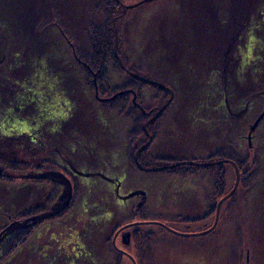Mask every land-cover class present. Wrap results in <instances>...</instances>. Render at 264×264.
<instances>
[{
	"label": "rangeland",
	"instance_id": "374dc122",
	"mask_svg": "<svg viewBox=\"0 0 264 264\" xmlns=\"http://www.w3.org/2000/svg\"><path fill=\"white\" fill-rule=\"evenodd\" d=\"M59 1L64 19L77 32L74 42L56 19L51 21L46 0H0V136H14L10 143H0V169L5 171L8 161H26L45 169L46 160L59 162L55 150L42 144L46 139L59 146L79 141L81 146L74 152L64 150L72 167L97 173L77 179L81 195L65 219L28 227L33 230L39 225L11 255L5 241L0 246V264H115L109 246L113 227L131 220L128 213L139 200L117 201L108 178L119 179L124 195L136 190L145 193L146 202L138 210L150 221L143 223L144 229L165 236V242L153 249L161 264H264V0H255L248 8L250 18L241 30L244 20L239 16L229 25L230 0H122L115 17L118 54L128 71L139 75L130 69L135 67L174 92L162 113L158 139L147 146L153 157L175 163L226 160L206 166L224 165L229 192L223 197L236 185V169L228 162L232 159L210 160L214 154L230 146L256 163L255 173L244 183L238 167L241 179L232 195H236L234 207L228 201L231 196L222 204L215 228L205 234L201 233L215 224L223 197L215 201L209 221H193L214 206L216 172L200 170L185 179L147 174L152 171H143L136 161L138 169L134 167L130 132L136 111L103 106L99 93L89 86L95 85V77L86 75L75 54L77 47L88 49L89 18H82L85 4L92 9L91 1L95 7L96 0ZM114 44L115 34L113 51ZM230 45L234 46L227 50ZM108 71L105 95L125 86L128 79L112 62ZM222 74L227 75V91ZM144 94L146 106L154 105V91L145 88ZM28 131L38 139L36 143L21 135ZM55 191L45 179L0 182V229L9 220L8 215L2 219L1 213L16 216L11 220H26L38 207L49 209ZM157 225L185 236L165 235ZM117 244L122 248L119 240Z\"/></svg>",
	"mask_w": 264,
	"mask_h": 264
},
{
	"label": "trees",
	"instance_id": "16d2710c",
	"mask_svg": "<svg viewBox=\"0 0 264 264\" xmlns=\"http://www.w3.org/2000/svg\"><path fill=\"white\" fill-rule=\"evenodd\" d=\"M46 1H47V4H46L47 13H49V17L51 21L56 19L61 29L64 31L66 36L71 40V38L75 36L74 33L76 34L77 32L74 29H72L74 26H71L64 19V16L62 13L63 7L62 5L61 6L59 5V2L61 4L63 2L59 0L56 2H53L52 0H50V2L49 0H46ZM238 1H239L238 2L239 4H235L233 1L230 0V2L233 3V12L235 13L232 12V17L229 19L230 21L229 25H231V21H235V17L239 16L242 18V20H244L242 21L243 24L239 27V29L241 30L242 28L245 27L246 25L245 22L246 21L248 22L250 18L249 16L251 13H249L250 11H248V8H250L254 4L253 2L255 0H238ZM91 2H92V9H89L90 8L88 7L89 5L87 6L85 4L84 16L82 18V19H84V17L85 19L89 18V21L87 23V33H88V36H87L88 47L87 48L88 49L81 50L80 48L77 47L75 54H77L78 58L82 60L80 65L84 67L85 69L84 71L86 75L93 77V78L96 76L99 96L105 98L103 101H101V103H103V106L108 105L113 108L115 107L114 108L115 110H121V111H125L129 109V112H132V113L136 111L135 112L136 114L134 113L135 115L134 126H133L132 131L130 132V138H131L130 141L131 143H133L132 159L134 161V167L137 168L135 164V160L133 158L134 153L137 151L139 147L145 144L146 141L148 140V136L144 130V125L146 121L150 119L157 112V110L166 103L170 94L167 91H165V89L159 86L148 84L124 72L122 68L120 67L119 63L117 62L116 57L114 55V51H113V42H114L113 19L120 14L121 6H120L119 1L118 0H96L95 7H93L94 1H91ZM241 3H243V5L240 6ZM48 9H50V11ZM239 17L238 19L241 20V18ZM227 22L228 21H226V23ZM223 24H225V21H223ZM238 33L235 34L236 36L235 38L238 37ZM71 41L74 42V38ZM233 46L232 45L228 46L229 49L227 50L232 49ZM254 60H252V62ZM111 62L120 71H123L127 75L128 79L126 80L125 86H123L122 88H116V90L112 91L111 94L105 95L106 89L104 88V86L109 78L108 64ZM253 68H254L253 66L250 67L251 70H253ZM130 69L139 75L145 76L144 74L140 73V70H138L135 67L130 68ZM221 76H222L221 78L223 81V87L225 91H227V86L225 85L227 84V80H226L227 75L225 76V74H222ZM148 77L151 78L152 76L148 75ZM89 86H91L94 89V91L97 92L96 85H94V83L89 84ZM145 88L152 89L155 93L154 97L151 98V100L154 101V105H152L151 107L146 106L143 100L145 96L144 94ZM134 94H137V98L135 100H134ZM107 98H110V99H107ZM134 101H136V103H138L142 107V109L138 108L139 106L135 105L136 103ZM162 115L159 117V119L151 123V125L149 126L150 133L153 136L152 143H154V141L158 137L160 127H161L160 121H161ZM32 134L33 133H31V131H28L21 135H24L27 138L29 137L32 138ZM3 136L4 137L0 136L1 137L0 143L2 142L3 144H6L8 139H11L14 137L13 135L5 136L4 134ZM8 143L10 142L8 141ZM149 149H150V146L147 147L144 151H142V153L139 155V161L142 164V166L160 167V166L169 165L171 163H175V162H168L167 160H164L161 158L153 157L149 153ZM225 158L232 159L237 164V166L240 168L242 172L241 180L243 183L246 181L248 177L251 178V176H253V174L255 173L254 166L256 163L253 157H251L249 154L245 152H241L230 146L227 147L226 149L218 150L210 160H213V159L219 160V159H225ZM8 162L9 163L6 166V169L4 168L5 170L4 174L0 176V182L11 185V184H15L16 180H19V179L21 181L22 180L30 181L29 179L25 178V175L34 173V171L32 170L31 163L30 164L26 163V161L24 162L23 161H8ZM42 164H45V163H42ZM41 166L42 165L38 167L41 168ZM211 169L214 170V172H216L215 174V179H216L215 190L216 191L214 192L213 197H212L214 200L213 201L214 206L212 207L211 213H210L212 216L216 208L215 201L220 200L225 194L229 192L227 190V173H226L224 165H217V166L206 167V168H201L198 166H191V165H181V166H178L172 169L163 170L162 172L161 171L160 172H150V173L147 172V174L164 173L172 177H181V178L186 179L189 177L196 176L198 171L200 170H206L210 172ZM80 192H81L80 187L78 186V193L75 196V203L78 201L81 195ZM235 200H236V195L232 196L228 200L229 202L231 201L230 204L232 208L234 207ZM45 212L46 210L44 208L38 207L35 210L31 211L29 214H27L26 217H30L32 215H41V214H44ZM3 214L1 213L2 219L6 220L5 219L6 215H8L9 217V220H7L6 225H9L13 220H20V218L11 220L10 218L14 215H12L10 212L3 213ZM61 216L63 215H56L53 218H61ZM15 217L16 216L12 218H15ZM44 222L45 221L43 220L36 224L40 225L41 223H44ZM39 225L36 226L33 230H28V228H25L20 233L11 237L7 243V249H8L7 254L11 255L13 252L15 253L16 250H18V248L24 245L29 240L34 230L39 227ZM4 228L2 227L0 229V232L4 230ZM114 255L116 256L117 264H121L122 262L121 254L115 251Z\"/></svg>",
	"mask_w": 264,
	"mask_h": 264
},
{
	"label": "flooded vegetation",
	"instance_id": "af4514ba",
	"mask_svg": "<svg viewBox=\"0 0 264 264\" xmlns=\"http://www.w3.org/2000/svg\"><path fill=\"white\" fill-rule=\"evenodd\" d=\"M119 3L121 6L122 0H120ZM134 95L137 98V94H134ZM136 98H134V100ZM107 99H110V98H107ZM99 101L101 102V100H99ZM135 105L139 106L138 108L142 109V107L140 105H138V103H136ZM157 119H159V117ZM57 131H59V130H57ZM147 136H148V134H147ZM157 139H158V137H157ZM37 140L38 139H33V138L30 139L32 144L36 143ZM42 141H43L42 144L46 148H48L50 151L55 150L54 151L56 153L55 159L60 160L59 162L53 161V160H46L44 162L46 169L44 167L35 168V165H32V170L34 171V174H40V173L48 174V177L45 180H47L50 184L52 183L56 188V191H55L56 192V198H55L54 202L51 203L49 209H47L46 212L44 213V214L50 215V217H48L47 219L44 220L45 223L49 225V224H53V223H57V222L62 221L63 219H65L68 215H70L75 210L77 203H78V201L75 203V196L78 193L77 179H82V178L89 179L90 177H88V174L91 176V175H94L95 173H97V171H95V170L93 171L91 169L89 171H87L88 169L76 170V169H74V167H72V165H71L72 162L70 161V157H69V155H66L64 150L67 149V150L74 152L75 150H77L78 146H81L79 141H71L72 143L67 141L68 143L65 142L66 146H63L62 144L60 146L59 145H52L50 143V141H48L46 139L42 140ZM152 141H153V139H152ZM70 144H72V145H70ZM32 148L34 149V147H32ZM149 153H150V151H149ZM90 154H91V156H93L92 152H90ZM133 158L135 160V156H133ZM142 167H144V166H142ZM142 170L144 171V169H142ZM152 172H154V171H152ZM148 173H150V172L148 171ZM66 178L69 180V182L72 186V198H71L68 206L65 208V210H63L61 213H56L55 210L60 208L62 205H64V203L68 199V193L70 190V185H69V182L67 181ZM108 179H109V185L112 189V193H113L114 197H116L117 201L125 202L129 199H134V200L138 199L139 200L137 207H135L134 210H130L128 213V216L131 217V220L127 221L124 224H117L113 227L112 240H111V242L109 241V246L113 247V249H110V251L113 253V256L115 258L114 259L115 264H117V261H116L115 255H114L115 251L113 252L114 249L118 253H120L122 256L121 264H161L162 263L161 258H156L153 256V254H154L153 249L159 242H162V240L165 239V236H164V234H163V236L159 235L154 230L144 229L145 224H143V223H148L150 221H148L147 218H144V216L142 214H139V210H138V207H140L142 205V203L146 202V196L141 195V194H137L139 192H142V190H136L135 192H133L129 195H124L120 192L121 182L119 181V179H114V178H108ZM30 180L32 182H36V181H40L43 179H30ZM210 213H211V209H209V211L206 214H204L200 219H197L195 221L197 223L209 221L211 219ZM56 215H63V216H61V218H53ZM32 216H35V215H32ZM27 218L28 217H26V219ZM23 221H25V219L15 220V221H12L10 224H12L13 222H23ZM181 221L189 223L188 219H182ZM195 221H193V222H195ZM37 222H30L26 226L16 227L11 233L4 236L3 240L0 242V246L5 241L7 243L11 237L20 233L23 229L31 227L32 225L36 224ZM151 223H154V222H151ZM146 225L150 226L148 224H146ZM157 226L159 227V229H161V231L165 232V235L171 234L174 236H185V234L180 235V234L173 233V232L169 231L163 225H157ZM210 228L211 227L209 226L208 229H210ZM117 240H119L121 242L122 248L118 247ZM113 241H115V243ZM163 242H165V241L163 240ZM127 247H129V248H127Z\"/></svg>",
	"mask_w": 264,
	"mask_h": 264
},
{
	"label": "water",
	"instance_id": "95a60500",
	"mask_svg": "<svg viewBox=\"0 0 264 264\" xmlns=\"http://www.w3.org/2000/svg\"><path fill=\"white\" fill-rule=\"evenodd\" d=\"M117 18H114L113 20V27H114V34H115V44H114V51H115V55L117 57V60L119 61V64L121 65V67L129 74V75H132L133 77L137 78V79H140L146 83H150V84H153V85H156V86H159L167 91L170 92L171 94V97L170 99L161 107L158 109V111L155 113V115L149 119L148 122L145 123V132L148 134V137H149V140L148 142L143 145L135 154V161L138 163L139 167L141 169H144V170H150V171H158V170H168V169H172V168H175V167H178L180 165H192V166H200V167H206V166H212L214 164H220L222 162H225L226 160L224 161H219V162H215V163H200V162H179V163H175L173 165H167V166H164V167H160V168H153V169H145V168H142L139 164V154L141 153L142 150H144L152 141V136L150 135L149 131H148V127L149 125L154 121L156 120L160 114L166 109V107L170 104V102L172 101L173 99V95H174V92L172 91V89H170L169 87H167L165 84L161 83V82H158V81H154V80H151L149 78H144V77H141L139 75H136L134 73H131L128 71V69L125 67V65L122 63L121 59H120V56L118 54V44H119V33H118V28H117ZM95 85H96V94H98V87H97V82H96V76H95ZM134 98H136V96L134 95ZM228 162H231L233 164V166L235 167L236 169V174H237V181H236V185L234 187V189L228 194L226 195L225 197H223L219 203H218V207H217V212H216V219H215V224L213 225V227L204 232V233H201V234H205V233H208L210 231H212L217 222H218V218H219V212H220V208L222 206V204L224 203V201H226L227 199H229L235 192H236V189L238 187V184H239V181L241 179V172L238 168V166L236 165V163H234L233 161H230L228 160ZM4 174V171L2 169H0V176H2ZM48 177V174H45V173H40V174H26L25 175V178H30V179H46ZM64 177V176H63ZM67 179V178H66ZM67 181L69 182V180L67 179ZM69 185H70V190H69V193H68V199L67 201L64 203V205H62L60 208L56 209L55 212L56 213H61L63 210H65V208L68 206V204L70 203V200L72 198V186L69 182ZM135 194V193H134ZM137 194H141V195H144L145 193L144 192H139ZM133 195V194H132ZM48 217H50L49 214H41V215H35V216H31V217H28L25 221L23 222H13L12 224H10L9 226H7L2 232H0V242L3 240L4 236H6L7 234L11 233L16 227L18 226H26L28 225L30 222H37V221H42V220H45L47 219ZM171 230V229H170ZM171 232H174L176 234H180V235H183L181 233H178L174 230H171ZM115 243V241H113Z\"/></svg>",
	"mask_w": 264,
	"mask_h": 264
},
{
	"label": "bare ground",
	"instance_id": "6f19581e",
	"mask_svg": "<svg viewBox=\"0 0 264 264\" xmlns=\"http://www.w3.org/2000/svg\"><path fill=\"white\" fill-rule=\"evenodd\" d=\"M141 77L149 78V77H146V76H141ZM139 80H140V79H139ZM151 80H152V79H151ZM141 81H142V80H141ZM143 82H144V81H143ZM158 82H159V81H158ZM161 83H162V82H161ZM148 84H150V83H148ZM163 84H164V83H163ZM151 85H153V84H151ZM97 87H98V85H97ZM104 99H105L104 97H101V98H100L101 101H103ZM162 113H163V112H162ZM162 113L160 114V116L162 115ZM154 115H155V114H154ZM154 115H153V116H154ZM160 116H159V117H160ZM150 135L152 136L151 133H150ZM152 139H153V136H152ZM193 162H195V161H193ZM180 166H181V165H180ZM160 167H162V166H160ZM160 167H155V168H160ZM160 171L162 172L163 170H158V171H154V172H160Z\"/></svg>",
	"mask_w": 264,
	"mask_h": 264
}]
</instances>
